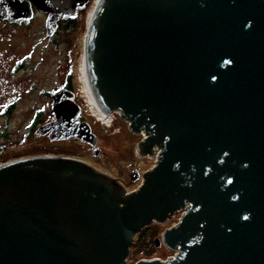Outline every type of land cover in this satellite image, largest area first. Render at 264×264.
<instances>
[{
  "label": "water",
  "instance_id": "95a60500",
  "mask_svg": "<svg viewBox=\"0 0 264 264\" xmlns=\"http://www.w3.org/2000/svg\"><path fill=\"white\" fill-rule=\"evenodd\" d=\"M84 2L0 0V19L28 24L34 7L51 36ZM84 56L100 107L143 131L155 165L126 192L78 158L0 164V264H125L135 235L182 209L162 234L179 254L136 264H264V0H99ZM49 97L36 133L97 154L75 94Z\"/></svg>",
  "mask_w": 264,
  "mask_h": 264
},
{
  "label": "rangeland",
  "instance_id": "374dc122",
  "mask_svg": "<svg viewBox=\"0 0 264 264\" xmlns=\"http://www.w3.org/2000/svg\"><path fill=\"white\" fill-rule=\"evenodd\" d=\"M96 1L99 0H85L76 9L75 24L58 26L51 36L46 32V16L38 10L29 25L14 30L4 26V20L0 19V107L6 109L5 104H9L8 113H0V164L4 160L63 153L85 161L99 173L118 181L126 192H132L140 186L142 174L155 165L159 149L154 147L152 156H142L138 145L146 138L143 131L133 133L129 122L117 114L111 125L105 126L92 117L84 102L80 72L86 18ZM68 75L72 77L82 119L98 138L97 154L77 140L51 141L47 134L36 133L38 126L32 127L37 113L41 125L52 120L49 94L63 88ZM183 211L175 212L163 223L153 222L135 235L125 264H136L141 259L166 261L178 255L177 250L163 244L161 237L165 229L178 223ZM157 239L161 245L154 247Z\"/></svg>",
  "mask_w": 264,
  "mask_h": 264
},
{
  "label": "bare ground",
  "instance_id": "6f19581e",
  "mask_svg": "<svg viewBox=\"0 0 264 264\" xmlns=\"http://www.w3.org/2000/svg\"><path fill=\"white\" fill-rule=\"evenodd\" d=\"M99 1L94 2L93 7L91 8V10L88 12L87 14V18H86V25L88 27L94 10L97 6ZM80 71V70H79ZM81 77H80V81L83 84V97H84V102L90 112V114L92 115V117H94V119H96L98 122H101L103 125L105 126H109L111 125V123L114 121L115 119V115H120L119 112H113V113H106L105 111L102 110V108L100 107L96 97L94 96L92 89H91V85L89 82V78H88V74H87V68H86V63H85V56L83 58L82 61V65H81ZM37 157V156H34Z\"/></svg>",
  "mask_w": 264,
  "mask_h": 264
},
{
  "label": "trees",
  "instance_id": "16d2710c",
  "mask_svg": "<svg viewBox=\"0 0 264 264\" xmlns=\"http://www.w3.org/2000/svg\"><path fill=\"white\" fill-rule=\"evenodd\" d=\"M76 22V18L74 17V19H68L66 21H59L58 22V26L59 27H69L71 26L72 24H75ZM63 88H67L69 90H71L73 93H74V90H73V87H72V77L71 75H68L67 78H66V81L64 83V86ZM50 95V94H49ZM39 117L40 116H37L36 118L33 119V124H32V127L34 126H39L42 122L39 120ZM82 119V118H81ZM83 120V119H82ZM37 123V124H36ZM45 151H50L48 149H44ZM42 152V151H41ZM44 152V151H43Z\"/></svg>",
  "mask_w": 264,
  "mask_h": 264
},
{
  "label": "flooded vegetation",
  "instance_id": "af4514ba",
  "mask_svg": "<svg viewBox=\"0 0 264 264\" xmlns=\"http://www.w3.org/2000/svg\"><path fill=\"white\" fill-rule=\"evenodd\" d=\"M32 10H33V15H32V18L30 19V21H29V23L28 24H25L24 22H20V23H14V22H9L7 19H3L4 21H2V23H3V25L4 26H9V27H12V29L14 30L15 28H19V27H24V26H27V25H29L30 23H31V21H32V19H33V16H34V14L36 13V11H37V9H35L34 7H32ZM45 16L47 17V14H45ZM1 22V21H0ZM5 106H6V109H4V112H3V114H7L8 113V111H9V104H5ZM3 114H1V115H3ZM40 115V113H37V116H39ZM82 118V114L80 113V120H82L81 119ZM37 124V123H36ZM6 160H4V162H5ZM161 240H162V237H161ZM161 245V243H160V240L159 239H157L156 241H155V243H154V247H159Z\"/></svg>",
  "mask_w": 264,
  "mask_h": 264
},
{
  "label": "built area",
  "instance_id": "2783aa9c",
  "mask_svg": "<svg viewBox=\"0 0 264 264\" xmlns=\"http://www.w3.org/2000/svg\"><path fill=\"white\" fill-rule=\"evenodd\" d=\"M53 155H60V156H65V157H71V156H69L67 154H63V153H54V154H49L48 153V154H43V155H37V157H39V156H53Z\"/></svg>",
  "mask_w": 264,
  "mask_h": 264
}]
</instances>
